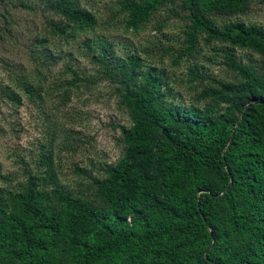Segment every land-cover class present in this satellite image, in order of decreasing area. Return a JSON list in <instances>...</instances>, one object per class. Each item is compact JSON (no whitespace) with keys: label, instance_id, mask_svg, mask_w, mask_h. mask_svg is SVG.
Instances as JSON below:
<instances>
[{"label":"trees","instance_id":"obj_1","mask_svg":"<svg viewBox=\"0 0 264 264\" xmlns=\"http://www.w3.org/2000/svg\"><path fill=\"white\" fill-rule=\"evenodd\" d=\"M44 1L60 17L51 25L66 43L98 23L80 0ZM175 2L117 1L126 28L134 31ZM247 3H181L189 25L175 51L178 61L197 57L201 41L215 43L246 81L203 89L200 99L227 104L218 116L212 107L185 103L168 70L137 51L120 53L103 37L85 41L100 78L117 86L129 115L131 125L119 126L124 157L103 165L96 177L77 168L90 182L76 192L59 182L53 152L44 148L42 171L27 170L23 182L0 187V264H264V71L236 56L237 50L264 56V28L218 26L210 18L244 12ZM43 53L34 58L38 63L53 61L51 51ZM72 72V84L83 79ZM188 76L190 83L206 77L196 66ZM17 89L31 101L41 99V86L26 75L16 77L15 86L1 85L0 95L19 107Z\"/></svg>","mask_w":264,"mask_h":264},{"label":"rangeland","instance_id":"obj_2","mask_svg":"<svg viewBox=\"0 0 264 264\" xmlns=\"http://www.w3.org/2000/svg\"><path fill=\"white\" fill-rule=\"evenodd\" d=\"M80 1L94 12L98 23L69 43L54 34L51 21H60V17L48 10L44 0L0 2V86H15V78L26 75L42 89L36 102L17 89L22 95L19 107L0 95V187L23 182L27 170L42 171L39 154L44 148L53 152L59 182L76 192L90 182L77 168L96 177L103 165H116L124 157L119 126L131 125L129 115L120 103L117 86L100 78L99 67L85 45L88 39L106 38L117 45L118 52L137 51L148 63L167 69L185 103L194 102L205 111L212 107L214 116L222 114L227 104L200 99L203 89L219 87V83L236 87L246 83L229 67L215 43L201 41L203 49L197 57L178 61L175 51L182 48L189 25L182 0L156 12L139 31L126 28L118 0ZM21 2L31 8L20 7ZM168 8L179 14L172 15ZM210 18L218 26L243 22L264 28V0H248L244 12L213 13ZM43 40H47L45 45ZM44 49L53 54V61L46 65L34 59ZM236 56L243 65L264 71V56L249 50H237ZM194 66L206 77L190 83L188 73ZM72 70L83 79L72 84ZM5 176L11 181H5Z\"/></svg>","mask_w":264,"mask_h":264}]
</instances>
